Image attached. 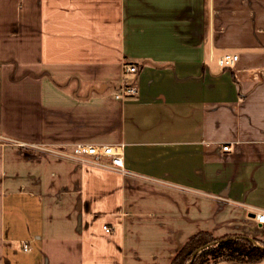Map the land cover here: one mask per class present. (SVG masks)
<instances>
[{
    "label": "crops",
    "instance_id": "0c3cea01",
    "mask_svg": "<svg viewBox=\"0 0 264 264\" xmlns=\"http://www.w3.org/2000/svg\"><path fill=\"white\" fill-rule=\"evenodd\" d=\"M12 142L122 145L128 174L15 172ZM258 210L264 0H0V264H169L201 231L263 239Z\"/></svg>",
    "mask_w": 264,
    "mask_h": 264
},
{
    "label": "trees",
    "instance_id": "16d2710c",
    "mask_svg": "<svg viewBox=\"0 0 264 264\" xmlns=\"http://www.w3.org/2000/svg\"><path fill=\"white\" fill-rule=\"evenodd\" d=\"M237 235L215 236L209 231L195 234L173 257L169 264H186L194 252L201 249L192 264H214L222 261L259 263L264 261V238L254 245L246 238L229 241L222 239ZM243 236V235H238Z\"/></svg>",
    "mask_w": 264,
    "mask_h": 264
},
{
    "label": "built area",
    "instance_id": "2783aa9c",
    "mask_svg": "<svg viewBox=\"0 0 264 264\" xmlns=\"http://www.w3.org/2000/svg\"><path fill=\"white\" fill-rule=\"evenodd\" d=\"M239 56L235 54H226L218 59V64L224 68H232L238 62ZM126 70L130 73H137L138 69L136 66H127ZM121 93L117 97H124L127 93L136 95L139 93L138 89L129 88L124 85L121 88ZM22 146L24 144H21ZM224 152L231 150L230 145H224L222 147ZM40 150L44 153L51 154L53 156L72 159L74 161L88 164L103 166L111 168L121 172L123 174H128L124 166V154L122 145H111V144H86L77 143L69 151L66 147L61 146H48L40 145ZM253 219L260 225L264 226V210H258L254 213ZM107 232H110L108 227H105ZM27 250V247L25 248Z\"/></svg>",
    "mask_w": 264,
    "mask_h": 264
},
{
    "label": "rangeland",
    "instance_id": "374dc122",
    "mask_svg": "<svg viewBox=\"0 0 264 264\" xmlns=\"http://www.w3.org/2000/svg\"><path fill=\"white\" fill-rule=\"evenodd\" d=\"M12 143L14 144L13 146H15L14 148H17V151H14V153L12 154V158L15 161V166H14L15 172L19 170V167H20V165L18 164L19 162H24V165L26 167H30V168L32 167L33 168L32 170L36 171V168L34 167L36 166V162L38 161L40 162V156H49L40 150V145L41 146L45 145V144H40V142H32V143L31 142H28V143L12 142ZM21 144H24V145L22 146ZM17 154H20V155L18 156ZM66 160L74 161L72 159H66ZM27 171L29 172L28 168L26 169V172ZM25 177L35 180V176L34 175L32 176L31 172L28 175L26 174ZM35 181H33V185ZM30 184L32 185V182H30Z\"/></svg>",
    "mask_w": 264,
    "mask_h": 264
},
{
    "label": "water",
    "instance_id": "95a60500",
    "mask_svg": "<svg viewBox=\"0 0 264 264\" xmlns=\"http://www.w3.org/2000/svg\"><path fill=\"white\" fill-rule=\"evenodd\" d=\"M239 238H246V239L250 240L254 245L260 246V243L256 239H254L252 237H249V236H238V235L237 236H231V237L222 239L221 242L234 240V239H239ZM199 252H201V249L197 250L196 252H194V254L192 255L191 259L186 264H192V262L194 261L195 257L197 256V254Z\"/></svg>",
    "mask_w": 264,
    "mask_h": 264
}]
</instances>
